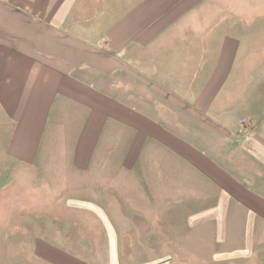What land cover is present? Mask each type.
<instances>
[{
	"label": "crops",
	"instance_id": "0c3cea01",
	"mask_svg": "<svg viewBox=\"0 0 264 264\" xmlns=\"http://www.w3.org/2000/svg\"><path fill=\"white\" fill-rule=\"evenodd\" d=\"M201 1L206 0H138L132 7V0H123L122 11H109L103 46L90 35L92 26L86 24L95 22L85 6L80 10L81 0H0V136H6L1 151L15 168H38L46 182L67 188L76 181L73 175L79 177L80 203L90 202L92 207L86 209L97 214L94 230L114 231L115 203L110 213L109 200L122 194L140 200L133 209L138 215L154 216L164 232L159 244L189 248L184 259L165 251L133 264H195L197 235L210 247L213 230L223 232L219 245L232 246L231 216L237 213L244 216L243 229L252 238L238 240V251L219 258L220 264H264V238L257 233L264 228V62H243L245 55L264 54V46H254L245 35L248 18L238 20L230 33L228 26L220 30L217 63L211 73L207 68L205 80H198L200 90L187 97V105L156 94L154 108L150 99L137 98L116 83V75L127 69L125 55L133 44L170 31L173 38L188 41L190 36L180 35L178 25L193 19L187 12ZM215 2L222 8L225 0ZM249 18L255 19L251 31L258 29V45L264 18ZM195 49L193 43L180 47L164 40L155 57L146 55L144 60L141 53L139 63L154 62L165 76L164 87L186 91L182 86H190L194 59L186 60L185 69H176L160 58L175 52L197 54ZM234 59L236 115L230 107L221 108L223 100L230 99L233 81L228 75ZM243 71H251L252 78H244ZM248 85L250 92L245 90ZM85 183H91L88 190ZM85 194L92 199L84 201ZM162 214L174 220L158 223ZM179 216L186 221L177 224ZM144 228L139 243L131 238L132 247L154 245ZM125 230L139 229L131 225ZM109 235L107 264H132L120 254V239L118 244L114 234ZM55 261L90 264L66 257Z\"/></svg>",
	"mask_w": 264,
	"mask_h": 264
},
{
	"label": "rangeland",
	"instance_id": "374dc122",
	"mask_svg": "<svg viewBox=\"0 0 264 264\" xmlns=\"http://www.w3.org/2000/svg\"><path fill=\"white\" fill-rule=\"evenodd\" d=\"M122 3L123 0H81L80 10L83 11L85 6L87 16L92 14L95 22L86 24L92 26V34L90 35L103 46L106 45L105 41L108 39L106 31L110 23L106 18L109 11L114 8L122 11L124 9ZM137 3L138 0H132L130 4L134 7ZM187 14L192 15L193 19L189 22H180L178 29L180 35L183 33L190 36L188 41H183L182 38L180 40L173 38L172 31H170L156 40H149L143 44L135 43L126 52L127 69L125 73L120 72L116 75L117 84L126 85L128 87L127 90L137 98L150 99L151 101L149 102L154 108L156 105V94L160 96L168 95L174 103L181 105L189 103L187 102V97L198 94L200 90V81L198 80L201 77L205 80L208 76V70L211 73L217 63L220 49V30H225V26H228L230 33V28L234 27L238 20L243 17L248 18V21L243 23L249 29L245 35L247 37L249 35L254 46H264V35L260 36L263 39L259 40L258 45L254 43L255 36H258L254 33L258 29L255 28V32L251 31V28L255 27L251 20L254 21L255 19L249 18L251 16L264 18V0H225L222 8L220 3L215 2V0H206L191 8ZM96 17L99 18L98 21H96ZM103 17L105 18L103 19ZM261 26L264 27V23ZM262 30L264 31V29ZM203 39H206V42ZM216 39H218L217 42H215ZM164 40L167 43L172 42L180 45V47L181 45L192 43L196 45L197 49L193 51L197 54L175 52L174 54L167 53L163 58H160V60H165V63L170 61L176 69H185L186 60L188 58L194 59L196 69L194 72L190 69V86H188V83L182 86L186 91H182L181 88H179L181 91H178V87L175 85L173 88L164 87L165 76H161L158 73L156 69L158 66L154 62L139 63V61H142L140 58L142 56L141 53H144V60L146 55L155 57L156 54L153 53H155L156 47L159 42ZM251 46L252 43L249 40V48ZM204 48H206V54H202ZM161 49L157 51L161 53ZM211 49H216L217 53L210 54L208 51ZM255 50L257 49L255 48ZM159 56H162V54H159ZM243 58L244 63L264 62V54H250L243 56ZM235 62L236 60L234 59L232 69L228 75V78L233 81V86L228 89L230 99H225L221 103L222 109L230 107L232 111H236L234 115L238 114ZM128 70H130V73ZM242 73L244 78L248 80L252 78L251 71H247V75H245L244 71ZM145 80L150 81L148 87L144 85ZM152 80L159 82V84ZM193 81L194 85L192 87ZM118 86L124 88L121 85ZM245 90L250 92L251 85L246 86ZM239 121L246 123L245 119H240ZM5 141L6 136H0V264H59L55 260H60L62 257H66L68 260L71 258L74 261L79 259V261H85L90 264H107L108 255L110 254V233L114 234L118 244L117 238L120 239V254L123 259L125 256L128 263H138L165 251L168 255L178 254L181 259L187 258L189 248L186 246L165 247L158 243L162 242L159 237L164 236L163 229L157 228L154 216H149V218L140 216L133 210L141 203L137 198L125 199L122 194H115L116 197L109 200L110 213L112 204L113 202L115 203L116 226L114 231L94 230L93 223L94 218H97V214H93L91 209H86L92 207L90 202L80 203L82 199H79V194L77 193L79 190V177L73 175L72 179L76 181L64 188L59 183L46 182L42 175L43 172H40L38 168L37 171L32 172H28V169L18 166L15 168L9 163L5 151H1ZM107 185L105 184V186ZM134 186L135 184L133 183V191L137 192ZM84 187L85 190H88L91 187V183H85ZM111 189L113 190V188ZM64 190H67V192ZM107 190H109V187ZM89 198L92 199L91 194L84 195V201H88L87 199ZM105 202L106 207L107 200ZM167 203L169 202L167 201ZM164 205H167L166 202ZM152 206H156L155 202ZM169 206L171 205L169 204ZM183 210L182 207L179 208L180 212ZM107 213L106 209L105 214L107 215ZM231 217L235 221V229L230 233V239L233 242L232 246L219 245L223 238V232L220 231H211L212 245L210 247L207 246V243L209 244L207 240L204 243L202 237L200 239L199 235H197L195 264H220L219 258L235 254L238 251L237 249L240 247L236 245L238 240H247L248 237L252 238L251 235H248V231L243 229L245 224L244 216L237 213ZM173 220L171 214H162L158 218V223ZM185 221V216H179L177 224ZM131 225H135V229L139 230L130 232V229L125 230L126 226L131 227ZM216 226L217 224L214 223V227ZM144 227L148 228V231L145 230L148 242L154 245L144 248L137 244L132 247L130 245L133 242L131 238L135 237L134 242L139 243L140 234L145 235ZM260 230L257 232L259 234L258 238H264V228ZM125 242L128 245H124ZM142 252L144 254H141ZM204 260L208 261L204 263ZM230 264L237 263L233 261Z\"/></svg>",
	"mask_w": 264,
	"mask_h": 264
},
{
	"label": "built area",
	"instance_id": "2783aa9c",
	"mask_svg": "<svg viewBox=\"0 0 264 264\" xmlns=\"http://www.w3.org/2000/svg\"><path fill=\"white\" fill-rule=\"evenodd\" d=\"M244 122V121H243Z\"/></svg>",
	"mask_w": 264,
	"mask_h": 264
}]
</instances>
